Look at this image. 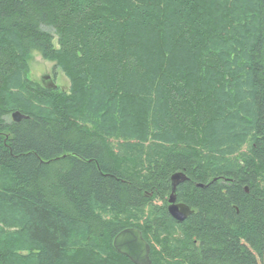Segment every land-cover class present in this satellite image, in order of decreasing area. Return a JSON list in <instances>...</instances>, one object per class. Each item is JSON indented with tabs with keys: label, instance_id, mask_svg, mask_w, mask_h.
Instances as JSON below:
<instances>
[{
	"label": "trees",
	"instance_id": "trees-1",
	"mask_svg": "<svg viewBox=\"0 0 264 264\" xmlns=\"http://www.w3.org/2000/svg\"><path fill=\"white\" fill-rule=\"evenodd\" d=\"M127 228L152 264H264V0H0V264H133Z\"/></svg>",
	"mask_w": 264,
	"mask_h": 264
},
{
	"label": "water",
	"instance_id": "water-1",
	"mask_svg": "<svg viewBox=\"0 0 264 264\" xmlns=\"http://www.w3.org/2000/svg\"><path fill=\"white\" fill-rule=\"evenodd\" d=\"M43 85L48 89L57 88L50 77L44 78ZM24 119H28V117L20 112H15L12 115L14 122H20ZM186 179L187 177L183 173H176L172 176V193L168 200V211L178 221H184L193 213L189 206L177 202V187ZM113 245L119 254L127 257L133 264H152L151 245L137 228H128L120 232L115 237Z\"/></svg>",
	"mask_w": 264,
	"mask_h": 264
},
{
	"label": "rangeland",
	"instance_id": "rangeland-1",
	"mask_svg": "<svg viewBox=\"0 0 264 264\" xmlns=\"http://www.w3.org/2000/svg\"><path fill=\"white\" fill-rule=\"evenodd\" d=\"M55 63L44 60L40 55L34 54L29 62L30 79L43 85L45 77H50L53 84L62 90L69 91L70 81L64 73L55 68Z\"/></svg>",
	"mask_w": 264,
	"mask_h": 264
},
{
	"label": "bare ground",
	"instance_id": "bare-ground-1",
	"mask_svg": "<svg viewBox=\"0 0 264 264\" xmlns=\"http://www.w3.org/2000/svg\"><path fill=\"white\" fill-rule=\"evenodd\" d=\"M128 229V228H127ZM122 232V231H121ZM114 243V242H113Z\"/></svg>",
	"mask_w": 264,
	"mask_h": 264
}]
</instances>
